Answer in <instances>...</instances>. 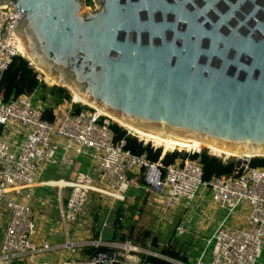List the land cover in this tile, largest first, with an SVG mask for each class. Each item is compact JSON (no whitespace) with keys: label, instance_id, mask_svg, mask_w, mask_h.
I'll use <instances>...</instances> for the list:
<instances>
[{"label":"water","instance_id":"water-1","mask_svg":"<svg viewBox=\"0 0 264 264\" xmlns=\"http://www.w3.org/2000/svg\"><path fill=\"white\" fill-rule=\"evenodd\" d=\"M224 1L229 11L209 30L190 18L184 34L155 20L175 12L163 0H97L94 11L84 0L0 7L21 15L16 33L56 86L128 125L263 157L264 0ZM236 13L242 20L231 26ZM236 159L239 168L246 158Z\"/></svg>","mask_w":264,"mask_h":264},{"label":"built area","instance_id":"built-area-1","mask_svg":"<svg viewBox=\"0 0 264 264\" xmlns=\"http://www.w3.org/2000/svg\"><path fill=\"white\" fill-rule=\"evenodd\" d=\"M20 18L9 6L0 7V78L12 59L19 56L17 47L21 43L15 24ZM34 70L38 82L44 83L43 76ZM34 92L5 100L0 91V209L4 212L0 223V264H51L45 261L47 258L39 257L61 252L68 256L61 264H144L142 258L135 260L133 256L143 250L130 243L101 242V238L85 242L71 239L68 231L89 194L105 199L108 211L102 229L108 228L109 214L123 203L129 190L140 188L136 180L143 183V191L153 196L155 208L161 211L159 223L166 212L180 204L188 208L195 203L198 208L209 200L215 212H222L211 237L203 239L205 247L195 264H259L264 245V166L253 167L251 160L264 157H248L232 174L214 176L204 182L200 161L204 149L186 151L169 165L162 162L164 154L152 162L146 152L136 155L126 149L125 139L116 141L113 130L116 123L88 105L72 100L52 105L57 116L55 122L44 120L43 113L48 107L45 101H32ZM149 149L156 151L153 145ZM208 155L213 157L209 151ZM77 165L80 168L73 180L61 177L52 184L53 181L45 183L41 179L50 171L67 174ZM59 182L63 184L58 185ZM49 186L56 189L57 218L48 213L41 228L34 206L25 200L31 198L34 190ZM63 189H69L64 201ZM42 206L47 204L43 202ZM200 210L205 212L204 207ZM239 211L247 212L246 224L228 226V220ZM183 224L174 228L178 237L187 232ZM57 233L61 241L55 244L51 238ZM126 246L130 248L127 250ZM211 246L210 260L204 263L206 249ZM90 248L107 251L89 256L85 250ZM37 258L42 261L37 263ZM159 259L186 264L167 256Z\"/></svg>","mask_w":264,"mask_h":264},{"label":"rangeland","instance_id":"rangeland-1","mask_svg":"<svg viewBox=\"0 0 264 264\" xmlns=\"http://www.w3.org/2000/svg\"><path fill=\"white\" fill-rule=\"evenodd\" d=\"M85 7L94 11L97 9V0H84ZM20 58H23L26 60L25 57L19 55ZM28 61V60H27ZM29 65L31 63L28 61ZM33 67V66H32ZM34 68V67H33ZM39 73V72H38ZM40 74V73H39ZM45 81V88H39L37 89L33 96L32 101L36 102L38 100L45 101V104L47 107L52 106L53 97L49 95V90L54 87H60L51 84L48 80L44 79ZM66 88V87H65ZM68 91V89L66 88ZM69 92V91H68ZM70 94V100H72V96L76 98L71 92ZM69 103V102H68ZM117 125V124H116ZM122 130L126 131V135H128L129 131L117 125ZM130 138L135 139L137 142L140 141L141 144L146 143L149 147L153 145L156 150H160L161 154H172L177 153L179 155H184L186 151L184 149H175V150H166L162 146H157L153 142L145 141L142 138H139L138 136H133L131 134L128 135ZM164 148V149H163ZM204 148V153L208 155V148ZM181 150V151H179ZM210 152V151H209ZM211 154V153H210ZM220 160L221 162L224 160L225 163L227 162H236V158L231 157L228 159H225L223 156L214 157ZM81 161V160H80ZM83 161V160H82ZM81 161V162H82ZM80 166L77 165L76 167H72L69 169V172L67 174H55V172L50 171L45 176H43L41 179L46 182L53 181L55 182L58 178L68 179V175H70L71 180H73L74 175L79 171ZM86 169V168H85ZM85 169H80V171H85ZM57 184H63L62 182H59ZM138 186H140V183H138ZM33 192V190H32ZM34 194V195H33ZM32 194L31 198L26 203L34 206V211L37 213L38 211V217L43 215L46 216L48 214V211L51 213L52 218H57V211L55 210V207L57 206L56 202V189L52 186H49L48 189H36L34 190V193ZM37 196L41 197L43 200L42 203H38ZM69 196V189H63L62 192V201L66 200ZM153 196L147 191H143L142 189H131L126 195L125 200L123 203L118 204V206L115 207V210L112 211L111 214H109L108 217V224L109 227L102 229V223L107 215V205L105 203V199H100L95 194H89L87 197V201L84 205V208L81 212V214L78 216V219L71 224L68 228L69 235L71 239H78L85 242H92L95 241V235L98 234V239L101 238V242H126L130 243L132 246L137 247L141 250L137 255H133L135 260H144L147 256H151L154 258H160L161 256H164L161 254L162 250H175L179 251L180 256L184 257V261L187 264L185 252L186 251H192L193 248H198L199 250L204 249V244L196 238V235H193V231H190V234H185L183 238H176L175 236V230L174 228L176 225L183 223V225H186V223H191V226H195V222H197L198 217H202V214H206L209 216L213 213L214 207L211 206L209 200L203 205H200L198 208L197 204H192L188 208H184V204L178 205L175 209L166 212L164 214V219L161 223H159L158 216L161 214V211H157L155 208V203L152 201ZM209 199V198H208ZM46 203L48 206L47 208H44L42 204ZM0 205H2V202H0ZM121 207L123 209V218H122V227H116L114 225V219H115V212L118 210V208ZM201 207H204L205 212H200ZM48 210V211H47ZM47 212V213H46ZM0 214L4 215V212L0 210ZM0 215V216H1ZM222 215V212H219L214 218L216 219L218 216ZM203 218V217H202ZM199 222V221H198ZM187 228V227H186ZM102 230V231H101ZM62 239H64L62 237ZM212 246L210 248L206 249L207 256L210 257ZM264 250V246H263ZM198 252L192 255L198 256ZM50 257L52 259H55L57 255L52 254H46L43 257H39L41 259H45ZM37 258V263H39L40 260ZM82 260H84V257H81ZM64 260V259H63ZM132 260V259H131ZM261 261L264 263V251L261 258ZM171 264H177L174 261H169ZM17 264H23V263H17ZM146 264V263H144Z\"/></svg>","mask_w":264,"mask_h":264},{"label":"trees","instance_id":"trees-1","mask_svg":"<svg viewBox=\"0 0 264 264\" xmlns=\"http://www.w3.org/2000/svg\"><path fill=\"white\" fill-rule=\"evenodd\" d=\"M89 2V0H88ZM37 73L32 66L29 65L28 61L18 57H14L7 67V69L2 73L0 78V91L3 93L4 99L8 100L11 96H19L22 94L30 95L38 88H45L44 83H39L37 80ZM49 95L53 97L52 104L58 106L60 104L70 102L69 92L62 87H54L49 90ZM76 109H79V106H76ZM57 116L51 107H48L43 113V119L48 122H55ZM115 140L119 141L125 139L126 149L130 150L133 154L141 155L146 152L147 157L150 161L155 162L161 156V151L156 150L152 152L149 147H143L135 139L127 137L126 131L122 130L117 125L113 126ZM181 157L177 153L166 154L162 158L164 165H169L174 163L176 159ZM196 156H192L195 158ZM200 161L202 164L203 170V181L207 182L214 176H224L230 175L234 172L236 168L235 162L222 163L217 158L211 157L206 153H202L200 156ZM251 165L253 167H262L264 166V158H254L251 160ZM143 184L142 182H140ZM122 218H123V209L121 207L115 212L114 225L118 228L122 227ZM95 238H98L96 233ZM105 248H90L85 250V254L89 256H96L99 253L106 252ZM162 255L167 256L173 260L183 261L184 258L180 256L179 251L175 250H162ZM144 263L146 264H171L164 260L146 257L144 258Z\"/></svg>","mask_w":264,"mask_h":264},{"label":"bare ground","instance_id":"bare-ground-1","mask_svg":"<svg viewBox=\"0 0 264 264\" xmlns=\"http://www.w3.org/2000/svg\"><path fill=\"white\" fill-rule=\"evenodd\" d=\"M19 46L17 47V52L19 55L23 56L28 60L31 65L36 69L44 79L48 80L51 84L57 85L58 82L52 78V76L48 75L39 65L36 64V62L33 60V58L30 56L28 53V50L23 42V40H20ZM43 79V80H44ZM45 81V80H44ZM71 94H73L76 98L72 96V101L76 103H81L84 105H88L90 107H93L98 110L101 114L109 117L114 123L117 125L126 128L129 131V134L133 136H138L139 138H142L143 140L149 142H153L157 146H162L166 150H175V149H184L185 151H192V150H203L205 148H208L210 153L212 154L213 157H219V156H224L225 159L234 157L238 159H244L248 157H253V155L250 152L247 151H236V150H227L222 147H219L218 145L211 144V143H206V142H201V141H195V140H190V139H185L181 137H176L172 135H165L163 133L155 132V131H150V130H145V129H140L138 127L128 125L121 119L109 114L108 112L101 110L91 104L89 101L84 99L81 95L78 93L74 92L73 90H69ZM163 148V149H164ZM179 150V151H181ZM244 153H249L248 155H245ZM264 157V156H263ZM56 184V183H54ZM60 185V184H58ZM130 247L126 246V249L128 250Z\"/></svg>","mask_w":264,"mask_h":264},{"label":"flooded vegetation","instance_id":"flooded-vegetation-1","mask_svg":"<svg viewBox=\"0 0 264 264\" xmlns=\"http://www.w3.org/2000/svg\"><path fill=\"white\" fill-rule=\"evenodd\" d=\"M133 1V0H132ZM167 5L173 7L175 12L171 14L163 15L162 12L155 15V20L157 22H167L175 24L177 33L184 34L188 28V21L195 19L194 21L197 24H202L203 28L209 30L211 24L216 23L220 16L225 15L229 8L226 1L221 0L218 4L215 5L214 9H208L209 5L207 4L211 0H163ZM230 3L234 4L237 0H228ZM256 3L263 7L260 3V0H256ZM252 10V5L246 4L243 8V13L247 14ZM261 14L257 16V19L262 20L264 18V13L261 11ZM182 16H186L187 19H181ZM185 20V21H184ZM237 20H242V16L239 13H236L235 19L230 21L231 26L237 25ZM192 21V20H191ZM245 30V28H244ZM220 33L226 36L228 33L225 27L220 28ZM246 31V30H245ZM240 33L243 34L242 30ZM256 38V37H255Z\"/></svg>","mask_w":264,"mask_h":264},{"label":"crops","instance_id":"crops-1","mask_svg":"<svg viewBox=\"0 0 264 264\" xmlns=\"http://www.w3.org/2000/svg\"><path fill=\"white\" fill-rule=\"evenodd\" d=\"M68 177H69L68 179H64V180L70 181L71 180L70 175H68ZM136 181H137L136 183L138 185V183H140V182H139V180H136ZM52 184H54V182H52ZM139 187H140V189L143 190V186H142L141 183H140ZM37 200L39 202L43 201L40 196L39 197L37 196ZM44 208L48 209V206L44 207ZM38 211H40V210L37 209V213H36L37 214V220H38V223L40 224V226H42L41 228H43V225L46 222L45 217H47V216L41 215V216L38 217ZM49 211H48V213H50ZM217 214L218 213L215 212V211H213V213L210 214L209 216H207L205 213L202 214L203 218L202 217H198L197 222H195V224H194L195 226H191V223H186L185 227H187L186 228L187 232L185 234H190V231H193V233H194L193 235H196V238H198L205 245L203 239H205V240L209 239L211 237L214 229L216 228V226L220 223L221 219H220L219 216L216 219L214 218V216H216ZM247 215H248L247 212L239 211L230 220H228L227 225L228 226H239V227L244 226L246 224V221H247ZM2 221H3V215L0 216V223ZM185 234H183V235H181L179 237L177 235H175V236H176V238L180 239V238H183V236ZM51 239H52L53 243L56 244V243H59L61 241V236H60L59 233H57L56 236L52 237ZM197 252L199 253L198 256L192 255V253L195 254ZM201 252L202 251L199 250V247L198 248H193L192 251H186L185 253L190 256V257L186 256V258H188L186 262L188 264H195V262L199 259V256H200ZM50 259L51 258H47V259H45V261L47 260V262H49L51 264H61L65 260L68 259V256H67V254L65 252H61L60 254L57 255V257L55 259H52V260H50ZM209 260H210V257L209 258L205 257L204 263H208ZM259 264H264L261 261V259L259 261Z\"/></svg>","mask_w":264,"mask_h":264}]
</instances>
